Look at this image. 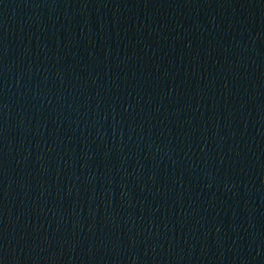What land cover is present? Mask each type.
I'll return each mask as SVG.
<instances>
[{"label": "water", "instance_id": "obj_1", "mask_svg": "<svg viewBox=\"0 0 264 264\" xmlns=\"http://www.w3.org/2000/svg\"><path fill=\"white\" fill-rule=\"evenodd\" d=\"M0 264H264V0H0Z\"/></svg>", "mask_w": 264, "mask_h": 264}]
</instances>
